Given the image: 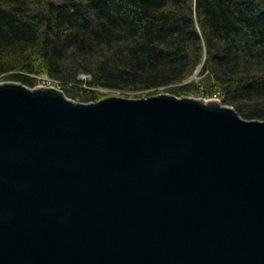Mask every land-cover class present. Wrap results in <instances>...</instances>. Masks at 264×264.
Here are the masks:
<instances>
[{"label": "water", "instance_id": "water-1", "mask_svg": "<svg viewBox=\"0 0 264 264\" xmlns=\"http://www.w3.org/2000/svg\"><path fill=\"white\" fill-rule=\"evenodd\" d=\"M0 264H264V120L0 83Z\"/></svg>", "mask_w": 264, "mask_h": 264}, {"label": "trees", "instance_id": "trees-1", "mask_svg": "<svg viewBox=\"0 0 264 264\" xmlns=\"http://www.w3.org/2000/svg\"><path fill=\"white\" fill-rule=\"evenodd\" d=\"M200 65L209 96L264 120V0H0V81L32 88L44 74L74 100L85 73L94 87L183 96Z\"/></svg>", "mask_w": 264, "mask_h": 264}, {"label": "built area", "instance_id": "built-area-1", "mask_svg": "<svg viewBox=\"0 0 264 264\" xmlns=\"http://www.w3.org/2000/svg\"><path fill=\"white\" fill-rule=\"evenodd\" d=\"M30 77H31V79L33 80V83H34V86L32 88H34V87H36V88H53V89L62 91L64 93L63 82H61V80H59V79H55V78L49 77V76L44 75V74L30 75ZM91 79H92V77L89 74H85V73H79L76 76V81H80L81 82V88L88 89V90H91V91L95 90V89H98L101 92L102 91L103 92H108V93L109 92H114V93H119V94L122 93L121 91H118V90H109V89H104V88L91 86L89 84L91 82ZM69 86L70 87L71 86L74 87L75 84L74 83H69ZM143 92L148 93L149 91L145 90ZM130 93L138 94V93H134V92H130ZM201 95L200 96L199 95L198 96L193 95V96L196 97L197 99H201V100H203L205 102L210 101V100H216V101H219V102L223 103V98H220V97H222L220 95L219 96H209L208 94H204V93H202ZM115 96H120V95H115ZM102 98H104V97H102Z\"/></svg>", "mask_w": 264, "mask_h": 264}, {"label": "rangeland", "instance_id": "rangeland-1", "mask_svg": "<svg viewBox=\"0 0 264 264\" xmlns=\"http://www.w3.org/2000/svg\"><path fill=\"white\" fill-rule=\"evenodd\" d=\"M200 70H201V67H199L198 69H196L195 70V72H194V74L192 75V77H191V80L190 81H188L187 83H191V85H190V87L188 88V90H189V94H187V95H183V96H177V97H192V98H195V99H197L196 97H194L193 95H195V96H200L202 93H204V94H208V91H204L201 87H199V85H198V83H197V81H198V74H199V72H200ZM194 77V78H193ZM2 82H11V81H9V80H4V81H0V83H2ZM13 82V81H12ZM183 84V83H182ZM182 84H179V85H182ZM195 84H196V86H195ZM199 88V89H198ZM204 88V87H203ZM85 90H88V89H84V88H82V90H81V93L80 94H78V95H75V97H74V101L75 102H79V103H88V102H92V100H90V101H88V100H84V102H81V100L83 99L82 97H85V96H80L81 94H83L84 93V91ZM89 91H91V90H89ZM92 91H94L95 93H97L99 96H100V99L102 98V97H109V96H115V95H120V96H123V97H125V98H144V97H148V96H151V95H155V94H148V93H146V92H141V93H138V94H132V93H130V92H122L121 94H119V93H114V92H101L100 90H98V89H95V90H92ZM78 91H76V93H77ZM198 92V93H197ZM75 93V92H74ZM160 93H164V94H169V95H174V96H176L173 92H167V91H165L164 89H160V92H159V94ZM202 96V95H201ZM86 98V97H85ZM84 98V99H85ZM220 98H222V97H220ZM264 107V103H258L257 104V106H256V108H259V109H262Z\"/></svg>", "mask_w": 264, "mask_h": 264}, {"label": "bare ground", "instance_id": "bare-ground-1", "mask_svg": "<svg viewBox=\"0 0 264 264\" xmlns=\"http://www.w3.org/2000/svg\"><path fill=\"white\" fill-rule=\"evenodd\" d=\"M201 66H202V65H200L199 67H201ZM199 67H198V68H199ZM193 78H194V77H193ZM32 84H33V83H32ZM216 96H217V95H216ZM179 98H181V97H179ZM221 103H222V102H221ZM222 104H224V103H222Z\"/></svg>", "mask_w": 264, "mask_h": 264}]
</instances>
